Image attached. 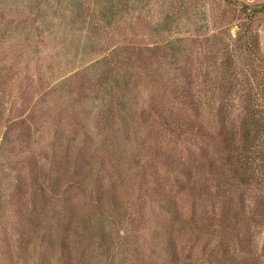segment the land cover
<instances>
[{"label": "rangeland", "instance_id": "374dc122", "mask_svg": "<svg viewBox=\"0 0 264 264\" xmlns=\"http://www.w3.org/2000/svg\"><path fill=\"white\" fill-rule=\"evenodd\" d=\"M0 264H264V0H0Z\"/></svg>", "mask_w": 264, "mask_h": 264}]
</instances>
